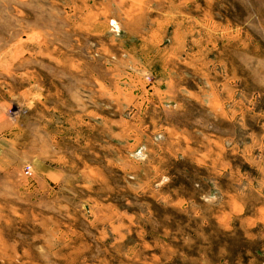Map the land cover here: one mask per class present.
<instances>
[{
	"label": "rangeland",
	"instance_id": "374dc122",
	"mask_svg": "<svg viewBox=\"0 0 264 264\" xmlns=\"http://www.w3.org/2000/svg\"><path fill=\"white\" fill-rule=\"evenodd\" d=\"M0 264H264V0H0Z\"/></svg>",
	"mask_w": 264,
	"mask_h": 264
}]
</instances>
